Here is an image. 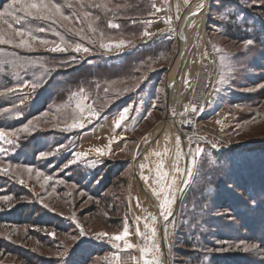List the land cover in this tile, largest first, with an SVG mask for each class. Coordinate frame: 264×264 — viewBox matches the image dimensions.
I'll return each instance as SVG.
<instances>
[{
    "label": "rangeland",
    "instance_id": "rangeland-1",
    "mask_svg": "<svg viewBox=\"0 0 264 264\" xmlns=\"http://www.w3.org/2000/svg\"><path fill=\"white\" fill-rule=\"evenodd\" d=\"M60 1L63 4L64 0ZM201 1L84 0L86 6L81 9L76 0H72V9L80 15H70V22L75 24L77 20L83 21L87 36L93 33L88 31V21L84 20L82 12H91L92 17L89 19L94 21V26L98 23L94 19V11H91L97 7H88L89 2L93 5L106 4L110 9L105 11L103 7L98 8L101 14L107 15V19H102L104 22L99 20L102 29L95 33L99 39L92 41L79 38L81 42H74L64 36L67 41L92 49L91 52L78 53L71 48L64 52H52L48 50L53 46L51 44H37L33 50L17 48L21 51L19 54L36 52L72 55L73 62L68 64L70 69L83 65L94 72L99 65H118L132 55L139 61L132 76L114 81L106 79L100 83L95 79L84 82L85 85L81 86L85 89L86 97L83 100L85 110L82 128L63 130L73 122L74 116H81L76 109L80 97L70 99L71 94L81 88L76 87L68 92L64 104L52 103L48 116L28 119L33 121L30 127L34 128L30 134L18 133L11 137L13 145H2L5 151L0 152V167L8 168L11 163L13 168L7 175H0V197L7 195L13 199L0 200V208L3 209L0 211V264H143L139 248L150 244L152 227L156 230L154 242L161 249L158 258L160 264H164L159 213L166 189L159 196L154 195V189L159 191L156 179L157 166L161 163L163 168L160 171L171 173V180L175 177L179 186V190L174 191L172 215L168 220L161 215L163 228L168 232L170 264L191 262L183 255V242L187 241L185 238L193 241L188 235L190 229H185L184 225L195 210L193 202L199 197V192L194 191L198 189L203 192L202 198H205L207 214L210 216L198 214L197 219L201 218L205 227L203 239H197L200 246L197 252L193 250V257L201 255L204 264H214L223 258L234 259L235 263L227 264H264V38L246 48L244 41L250 39L248 35L251 32L247 33L241 27L244 15L256 12L264 19V13L260 11L264 2L203 0L205 5L201 9ZM10 2L0 0V11ZM131 4L141 10L140 19L129 21L130 26L137 31L127 35L121 30L122 34L113 35L111 30L114 28L109 27V23L118 25L115 18H128L124 10L129 9ZM255 5L258 7H255L256 10L253 8ZM118 10H121V14L114 16ZM197 11L198 15H192ZM27 21H34L33 28L40 24V27H44V23H47L41 21L38 24V20L29 17L26 21L22 20L20 25L14 23V27L24 26ZM62 23L71 26L68 21ZM27 24L32 27V24ZM238 27H241L240 31ZM0 28L7 29V25L0 24ZM47 28L52 33V27ZM74 30L69 32L71 36H76ZM145 30L152 35L142 36ZM100 32L104 35L103 42L115 43L123 39L126 46L105 51L99 47ZM39 33L34 34L59 42L58 36L51 35L48 38L44 34L47 32ZM177 38L183 40L177 51L175 65L168 74ZM16 39L18 42L19 38ZM0 48L6 57L12 55L8 49H15L7 44L0 45ZM24 61L28 60L24 58ZM6 74L15 81L19 79L16 71L0 69V76ZM50 75L46 73L45 79ZM43 76L42 70L38 75L41 80L35 89L30 83L26 87H20L24 82H13L10 87L0 83L3 86L0 85V92L3 93L0 95V124H14L17 119L29 115L30 105L34 102L40 104L36 97L41 91L40 96L47 98L50 90L45 92L47 81L42 79ZM167 78L174 82L170 111L165 96ZM221 80L224 82L221 83ZM105 88L109 91L105 92ZM121 101L116 111L107 114ZM88 106L98 113L90 122L87 119ZM193 106L198 109L195 113L192 112ZM124 108L129 109L127 119L116 127V121ZM186 115H190V121L195 125L191 139L181 138L178 132V125L183 123ZM184 125L189 126L186 121ZM156 133L159 136L156 141H152ZM108 145L111 152L103 157L89 151ZM197 146L203 152L194 166L191 163L192 153ZM26 147L36 149L34 155L24 156ZM41 152L50 155L40 158ZM85 152L88 155L79 158L76 163L65 167L67 162L59 167L67 155L70 161L74 153ZM141 164H144L143 169ZM16 165L21 167L17 168ZM100 165L123 171L121 184L109 190V194L116 197L110 200L109 205L114 206L112 213L108 211L109 205L103 203L105 200L99 202L78 186L65 182L67 175L78 166L89 175ZM25 167H31L32 173L29 174ZM177 168L179 172L175 171ZM188 169L193 172L191 178L187 174ZM37 172L42 175L38 177ZM45 177L51 179L45 182ZM19 179H23L24 183H19ZM141 185L150 196L141 189ZM60 186L62 189L58 192ZM167 195L172 193L167 192ZM223 198L227 200L223 201ZM40 220L52 221L62 231L34 227L33 223ZM145 224L149 228H145ZM125 226L130 233L127 241L136 246L132 249H126L124 241H110L108 236L96 238L100 232L109 236L119 234ZM81 229L84 231L83 236L80 235ZM137 229L140 234H137ZM53 239L56 242L52 244ZM204 243L207 246H201ZM253 243L258 245L256 251L243 250ZM146 258L151 259L152 254L149 253Z\"/></svg>",
    "mask_w": 264,
    "mask_h": 264
},
{
    "label": "trees",
    "instance_id": "trees-1",
    "mask_svg": "<svg viewBox=\"0 0 264 264\" xmlns=\"http://www.w3.org/2000/svg\"><path fill=\"white\" fill-rule=\"evenodd\" d=\"M255 1H257V0H255ZM56 2L60 3L61 1L56 0ZM263 2H264V0H263ZM255 7H257V6L255 5L253 8H255ZM254 10H256V8ZM91 11L92 12L94 11L93 15H95L96 17H99V19L97 20L98 23H97L96 27H98L99 30L102 29L99 26L101 24V21H103L102 19H107V15L101 14V12L98 8L97 9L93 8ZM120 11L121 10H118L114 16H118L119 14H121ZM260 11L262 13H264V6L260 7ZM64 13L66 15H74L73 14L74 10L72 8L66 7V8H64ZM124 13L128 16V18L127 17L122 18V19L115 18L119 27L111 30V33L113 35H118V34L120 35V34H122V32H125V33L127 32L126 34L129 35L135 31H137V30L134 31L135 28L130 26L129 21L133 20V19H137V18L140 19L141 10L137 6L131 4V7L129 9L124 10ZM134 13H139V14L134 15ZM258 14L259 13L253 12V13L248 14L247 16L244 15L243 20H242V26H241L243 28V30L247 31V33H248V31L251 32L250 35H248V37L250 39H252L254 42H256V40L259 42V40L261 41L262 38H264V19L261 17V15L259 17ZM256 16H258V17H256ZM99 20H101V21H99ZM33 22L34 21H27V23H30V24H32ZM68 22H69V24L71 23V26H69V25L66 26L61 22L64 26L60 27L59 25L51 24L50 22H47V23H44V27H46V28L52 27V30L59 32L63 36H67V39L72 40L74 42H81V40H79L80 37L78 35L75 36L73 34L71 36V34L69 33V31H67V29H72V30L76 29V32L79 29H83L85 32L86 30H85L84 23L80 22L79 20H77V23H75V24L73 22H70V21H68ZM40 23H41V21L38 20V24H40ZM133 24H134V22H133ZM40 25L37 27H40ZM34 26H35V23L32 24V27H34ZM241 27H238L239 31L241 30ZM121 30H123V31L121 32ZM39 34H41V33H39ZM44 34L48 38L51 35L53 36V34L51 32H47ZM88 36L91 37V40L92 39L93 40L99 39L95 34L90 35L88 33ZM50 39H52V37ZM0 50H2V49L0 48ZM8 50L11 51L12 55L11 56L7 55V57L5 56V54L0 55V66H2L0 69H7L8 68L12 71H16L19 74V79L16 81L13 80L12 78H10L9 75H7L8 71L4 70L7 74L0 76V83L6 84L8 87H10L13 82L15 84H19V82H25V81L37 83L41 80L38 78V75L40 76V72H42V70L44 72V76L42 77V79H45L46 73L51 74L49 77H47L45 79L47 81V83L45 84L47 90L45 92H48L50 90L48 95H47V98L44 99L43 96H40L41 93L43 92V91H41L38 94V96L36 97L38 100H40L39 101L40 104L35 103V102L33 104H31L30 107L28 108L31 111V113H29V115L27 114L26 117L23 116L21 119H17L16 123H14V124L10 123V122L1 123L0 129H4V130H8V131L27 124L26 122L30 118L40 117L41 115H43V113L49 112V110L52 108V103H55V105L62 104V103L64 104V102L67 99L68 92H70L72 89H75L76 87H81V86L85 85L84 82H87L89 79L90 80L95 79V80H97V83H100L102 80L105 81L106 79L114 81V80L122 79L123 77L130 76L131 74L134 73L133 69L135 68V65L139 61V58H136L135 56L132 55V56H128L125 59H123V61L120 62L118 65H114V66L99 65L96 67L95 72H94V71H91L90 67H85L83 65H78V66L72 67L70 69L68 64H70V62H73L72 61L73 59L71 58L72 55L59 56V55H53L50 53H36V52L35 53L26 52V53L19 54L21 51L17 48H15L14 50H11V49H8ZM144 54L138 53V55H144ZM135 55H137V54H135ZM24 58L28 61H24ZM80 73H82V75H80ZM1 79L3 82L1 81ZM52 84H53V86L51 88H49L50 85H52ZM1 86H0V90H2V87H3V86L2 87ZM120 103H122V101L117 102L114 105L113 109H111L107 114L113 113L114 111H116L117 110L116 108ZM33 106H36V107L33 108ZM7 107H10V106L7 105ZM0 108H1V106H0ZM41 148H44V146ZM25 150L26 151L24 153V156L34 155V153L36 152V149L31 150L30 147H26ZM37 150H39V149H37ZM69 159H70L69 155H67V157L64 159L65 161H63L59 165V167L63 166L65 163L69 162ZM25 160H28V159H25ZM24 162H27V161H24ZM39 167L41 168L42 166H39ZM122 172H123L122 170H120L116 167H110L108 169L107 167L105 168L104 165H102V166L100 165L99 168L95 169L92 173L87 175L86 170L84 168H82L81 166H78V167H76L74 172H70L71 174L67 175V177L65 178V182L78 186V188H80L83 192H85L86 195L92 196V198L98 200L99 202L100 201L103 202L105 200L103 203L104 204L106 203L109 205L110 200H115V198H116L115 195L109 194V190L112 187H115L116 185L121 184L120 177L122 175ZM101 183H102V185H101ZM100 185H101V187L99 188ZM263 186H264V184H263ZM61 189L62 188L60 186V187H58L57 191L59 192V191H61ZM2 192H5V191H2ZM6 192H8V191H6ZM194 192H199V197H197V199H195V201L193 202L194 203L193 208L195 210L193 211L192 214H190L191 218L186 222V226L184 225L185 229L186 228L190 229L188 235H190V238L193 241L185 238V240H187L188 243H187V241L183 242V246H184L183 255L187 259H190L191 262L188 264H204L201 262V259H200L201 255L200 256L197 255V257H193L195 255L192 254V252H194L196 250L198 251L200 244L197 243V239L202 240L203 234H204L203 233V228L205 227L204 221H202L201 218L197 219L198 214H202L203 217H206V216L208 217V216H210V214H207L208 213V210H207L208 207H207L206 202L204 200L205 198L204 197L202 198L203 192H201V190H199V189H198V191L195 190ZM222 200L224 201L227 199L223 198ZM232 204H233V202H232ZM108 208L110 209L108 211L112 213L114 206L109 205ZM109 218L110 217H108L107 219H109ZM27 221H29V220H27ZM30 223H31V221H30ZM33 225H34V227H37V228H42V227L50 228L56 232L62 231V230H60L61 227L54 226L52 221L51 222H44V221L40 220L38 222H34ZM208 226H211V225H208ZM184 228H183V231L185 230ZM55 242L56 241L54 239H53V241H51L52 244ZM206 244L207 243H204L201 246L205 247V246H207ZM204 251H202V252L205 253ZM199 252H201V251L199 250ZM232 262L235 263L234 259H232V258H223L220 261H216V263H214V264H223V263L227 264V263H232ZM75 264H77V263H75ZM87 264H89V263H87ZM211 264H213V263H211Z\"/></svg>",
    "mask_w": 264,
    "mask_h": 264
},
{
    "label": "snow or ice",
    "instance_id": "snow-or-ice-1",
    "mask_svg": "<svg viewBox=\"0 0 264 264\" xmlns=\"http://www.w3.org/2000/svg\"><path fill=\"white\" fill-rule=\"evenodd\" d=\"M253 2H255V0H253ZM76 3L80 5L81 9H83L86 5L84 3V0H76ZM17 5H19V7H17ZM88 7H97V8H101L103 7L105 11H110V9L107 8L106 4H95L93 5L91 2H89V4L87 5ZM64 7H68V8H74L73 2L72 0H64L63 4L61 3H57L56 0H11V2L7 5V7H5L2 11H0V24H6L7 25V29H3L0 28V45H10L14 48H24V49H28V50H33L35 45H40V46H47V45H53L50 49H48L49 51L52 52H64L67 51L69 48L72 49V51L74 52H84V53H89L92 51V49L87 48V47H83L81 44L79 43H72L70 41H67L63 35H61L59 32L55 31V30H51L52 34L55 36L59 37V42L57 41H53V40H49L40 36L35 35L34 33L36 32H40V33H44V32H48L50 29L45 28V27H36L33 28L31 27L29 24L25 23L24 26H20V27H14V23L16 25H20L22 20L26 21V18H32L34 20H40V21H47L50 22L51 24H56L59 25L60 27H63L64 25L61 23L62 21H70L72 19V17L70 15H66L63 11ZM203 5H200V8H202ZM160 9H157V11H159ZM17 13H22L23 15H17ZM74 15H80L79 13H76L74 11L73 13ZM199 12H194L192 13V15H198ZM82 16L84 18V20H87V29L89 32H92L93 34L97 33L99 31L98 27L94 26V21L92 19H89L90 17H92V13L88 12V11H84L82 12ZM9 17L11 19H9ZM95 20H98L99 17H95ZM83 22V21H81ZM111 28H118L119 26L116 24H112L109 23L108 25ZM67 31L71 32L72 29H67ZM76 35H78L80 37V39H89L91 40V37H88L85 33L83 29H80L79 31H77L75 33ZM152 34L149 33L148 31H144L142 33V36L144 37H150ZM19 38L18 42L17 39ZM100 38H101V43L99 44V47L104 49L105 51H112L113 48L119 50L122 49L126 46V41L121 39L118 42L115 43H105L103 42L104 39V35L102 32H100ZM127 43H130L127 42ZM245 47L247 48L250 45L254 44V41L252 39L246 40L244 41ZM217 51H219V49H217ZM0 55H3L2 50H0ZM227 58H222V60H226ZM224 81L221 80V83H223ZM31 83V87L33 89H35L36 87H38V84L35 82H29V81H25L23 85H21L20 87H26L28 86V84ZM97 87H99V85H97ZM15 89H7V91H14ZM105 92H108L109 89L105 88L104 89ZM85 93V89L83 87H81L79 89L78 92H73L71 94V98L74 97H80L79 100H77L76 103V109L79 110L81 116L80 117H76L74 116L73 118V122L68 125L65 129V131H70L73 130L75 128H82L84 126L83 124V112L85 110V106L83 104V100L86 98L84 96ZM3 93L0 92V95H2ZM88 110H89V117L87 118L90 122L92 117H97L98 113L91 108V106H88ZM197 107L193 106L192 107V112L195 113L197 111ZM202 110V109H201ZM3 111L7 112L8 109H3ZM129 112L128 108H124L123 111L119 114V119L116 121L115 126L119 127L120 123L122 121H124L125 119H127V114ZM48 112L43 113L44 116H48ZM151 113H149L150 115ZM19 115V114H17ZM36 119H39V117H37ZM33 124V121H28L27 124L23 125L22 127L12 130V131H8V130H4V129H0V152L5 151V149L2 147V145L4 144H8V145H13L14 141L11 139V137L13 136H17L18 133H28L30 134L34 128L30 127ZM18 138V137H17ZM178 142H179V138H178ZM58 147H62V146H58ZM213 147H215V145H213ZM89 151L95 152L96 155L98 157H103L105 155H109L111 152V147L110 145L105 146V147H96L94 149H90ZM203 152V149H201L199 146L196 147L195 152L192 153V161L191 163L195 166L196 164V160L198 157L201 156ZM48 155H50V153H45V152H41L39 153V157L40 158H46ZM88 155V153H74L73 154V159L70 160L67 164H65V167H69L71 164L76 163L77 160L81 157H86ZM156 155H159V153H156ZM177 156L179 157V153H177ZM15 167L19 168L21 167L20 165H16ZM140 167L143 169L144 168V164H141ZM13 168V165H11V163H9L8 168H3L0 167V175H7L9 173V170ZM163 168V164L161 163L160 165L157 166V179H156V183L157 185H159V191L154 189V195L159 196L161 193L165 192V189H167L168 193H172V195H164L163 200L160 204V210H161V215L163 216V218L165 220H168L169 216L172 215V211H171V205L175 202V195H174V191L175 190H179V186L177 185V181L176 178L173 177L171 180L170 184H166V179L168 177V173L167 172H163L160 171V169ZM25 170L31 174L33 169L31 167H25ZM175 171L179 172V168L175 169ZM187 174L189 176V178L192 177L193 172L191 169L187 170ZM36 175L39 177L40 175H42V173L37 172ZM51 179V177H45V182H47V180ZM19 183L23 184L24 180L23 179H19L18 180ZM13 199V197L11 196H3L0 197V200L2 201H11ZM255 203V201H253V204ZM3 209L0 208V211H2ZM139 219V217L137 218ZM153 223H155V217L153 218ZM145 228H149L148 224H145ZM150 232H151V242L150 244H146L144 247L139 248L140 251V259L143 261V264H160V260L158 258V254L161 252V249L159 247V245H157L154 241H155V237H156V230L154 227L150 228ZM137 234L139 233V229H137ZM80 235L83 236L84 235V231L83 229H81L80 231ZM130 235L129 233V229L127 226L124 227L123 231L120 232L119 234H114L109 236V234L104 233V232H100L97 234L96 238L100 239L102 237L108 236V239L110 241H124L125 243V248L126 249H132L134 247H136L135 245L129 243L127 241V237ZM165 238H166V234H165ZM74 239V238H73ZM117 247H119V245H116ZM258 248V245L253 243V244H249L247 245L243 250L244 251H256ZM221 251H227V249H220ZM151 253L152 254V258L148 259L146 258L147 255ZM117 260L120 259L119 256L116 257ZM135 259V258H134Z\"/></svg>",
    "mask_w": 264,
    "mask_h": 264
},
{
    "label": "bare ground",
    "instance_id": "bare-ground-1",
    "mask_svg": "<svg viewBox=\"0 0 264 264\" xmlns=\"http://www.w3.org/2000/svg\"><path fill=\"white\" fill-rule=\"evenodd\" d=\"M201 4L203 5V7H204V5H205V3H204V1L202 0L201 1ZM200 4V5H201ZM202 7V8H203ZM201 8V9H202ZM182 40L183 39H181L180 41H179V43H178V46H177V50H176V54H175V56H174V58H173V60H172V63H171V66H170V68H169V73H170V71L172 70V68H173V65H175V61H176V56H177V51H178V49H179V47H180V45H181V42H182ZM168 83L169 84H171L172 85V89H171V93H170V99H169V111H170V107H171V104H172V97H171V94H172V91H173V82H172V80H169L168 81ZM168 111V112H169ZM185 119L182 121L183 123H181L180 125H178V132L180 133V136H181V138H185V139H191V138H193V136H194V134H193V132H194V128H195V125H194V122H191L190 120H191V118H190V115L189 116H187L186 115V117H184ZM168 120V119H167ZM186 121V124L187 125H189V126H186V125H184V122ZM193 126V127H192ZM193 131V132H192ZM178 137V136H177ZM199 138V137H198ZM201 139V138H200ZM182 141V140H181ZM183 142H185V141H183ZM164 232H163V235H162V242L165 244V253L167 252V235H168V232H167V229H165L164 228V230H163ZM165 234H166V238H165ZM162 251H163V248H162ZM165 258V257H164Z\"/></svg>",
    "mask_w": 264,
    "mask_h": 264
},
{
    "label": "water",
    "instance_id": "water-1",
    "mask_svg": "<svg viewBox=\"0 0 264 264\" xmlns=\"http://www.w3.org/2000/svg\"><path fill=\"white\" fill-rule=\"evenodd\" d=\"M178 43H179V39L177 38L176 43H175V51H174L173 58H174V56L176 54V50H177ZM171 89H172V85L169 84L168 81H166V85H165V96H166L167 103H169ZM158 136H159V134L156 133L155 136L152 138V141H156V139H157ZM141 156H142V153H140V157ZM141 189L146 193V191H145V189H144V187L142 185H141ZM146 195L147 196H150L147 193H146ZM159 215H160V234L162 236L163 235V232H164L163 231L164 230V228H163L164 220H162V216H161L160 213H159ZM161 243H162V248H163V256L165 257L164 258V264H170L169 259H168V253L167 252L166 253L164 252L165 251V244L163 242H161Z\"/></svg>",
    "mask_w": 264,
    "mask_h": 264
},
{
    "label": "crops",
    "instance_id": "crops-1",
    "mask_svg": "<svg viewBox=\"0 0 264 264\" xmlns=\"http://www.w3.org/2000/svg\"><path fill=\"white\" fill-rule=\"evenodd\" d=\"M168 74H169V71H168ZM168 77V76H167ZM170 80H172V79H170ZM167 81H169L168 80V78H167ZM172 82H173V80H172ZM173 89H174V82H173ZM168 163H169V160H168ZM170 171V170H169ZM170 174L171 173H169V175H168V178H167V183L166 184H170L169 182L171 181V178H170ZM167 194V189H166V193H165V195ZM163 197H164V195L162 196V200H163Z\"/></svg>",
    "mask_w": 264,
    "mask_h": 264
}]
</instances>
